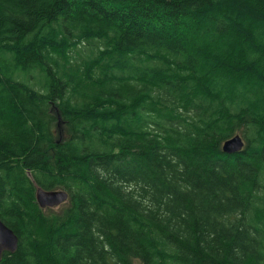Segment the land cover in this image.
Here are the masks:
<instances>
[{
	"label": "trees",
	"instance_id": "16d2710c",
	"mask_svg": "<svg viewBox=\"0 0 264 264\" xmlns=\"http://www.w3.org/2000/svg\"><path fill=\"white\" fill-rule=\"evenodd\" d=\"M0 220V264H264V0H0Z\"/></svg>",
	"mask_w": 264,
	"mask_h": 264
},
{
	"label": "water",
	"instance_id": "95a60500",
	"mask_svg": "<svg viewBox=\"0 0 264 264\" xmlns=\"http://www.w3.org/2000/svg\"><path fill=\"white\" fill-rule=\"evenodd\" d=\"M243 145V141L239 135L229 138L223 143V151L232 153L239 151ZM67 198V193L60 190L45 191L42 189L36 190V201L40 208L52 207L58 205ZM18 237L0 220V261L3 252L13 253L17 249ZM134 264H142L137 262Z\"/></svg>",
	"mask_w": 264,
	"mask_h": 264
},
{
	"label": "bare ground",
	"instance_id": "6f19581e",
	"mask_svg": "<svg viewBox=\"0 0 264 264\" xmlns=\"http://www.w3.org/2000/svg\"><path fill=\"white\" fill-rule=\"evenodd\" d=\"M173 98H174V97H173ZM177 119H178V118H177ZM235 135H239L240 138L242 139V137H241L240 134H235ZM235 135H233V136H235ZM233 136H232V137H233ZM232 137H230V138H232ZM228 139H229V138H228ZM228 139H227V140H228ZM225 141H226V140H225ZM225 141H224V142H225ZM242 141H243V145H244L245 142H244L243 139H242ZM224 142H223V143H224ZM243 145H242L241 149L244 147ZM222 146H223V144H222ZM222 148H223V147H222ZM241 149H240V150H241ZM240 150H239V151H240ZM236 152H238V151H236ZM229 161H230V160H229ZM235 163H236V162H235ZM124 184H126V183H124ZM123 187H126V186H123ZM62 188H63V187H62ZM62 188H59L60 191H64V192H66V193H67V198H68V192L66 191V189H62ZM67 198H66L64 201L60 202V203H59L58 205H56V206H59L60 204H62L63 202H65V201L67 200ZM5 225H6V224H5ZM6 226H7V225H6ZM17 247H18V243H17ZM16 250H17V249H16ZM16 250H15V251H16ZM141 263H142V262H141ZM142 264H143V263H142Z\"/></svg>",
	"mask_w": 264,
	"mask_h": 264
},
{
	"label": "rangeland",
	"instance_id": "374dc122",
	"mask_svg": "<svg viewBox=\"0 0 264 264\" xmlns=\"http://www.w3.org/2000/svg\"><path fill=\"white\" fill-rule=\"evenodd\" d=\"M55 190H60V189H55ZM62 204H63V203H62ZM60 205H61V204H60ZM60 205H59V206H60ZM59 206H52V207H46V208H50V209L53 208V210H58Z\"/></svg>",
	"mask_w": 264,
	"mask_h": 264
}]
</instances>
